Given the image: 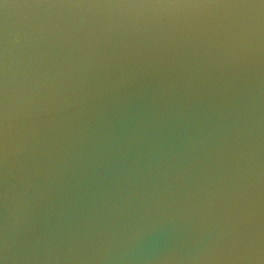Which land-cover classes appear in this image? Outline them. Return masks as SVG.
<instances>
[{"label": "water", "instance_id": "water-1", "mask_svg": "<svg viewBox=\"0 0 264 264\" xmlns=\"http://www.w3.org/2000/svg\"><path fill=\"white\" fill-rule=\"evenodd\" d=\"M0 264H264V0H0Z\"/></svg>", "mask_w": 264, "mask_h": 264}]
</instances>
